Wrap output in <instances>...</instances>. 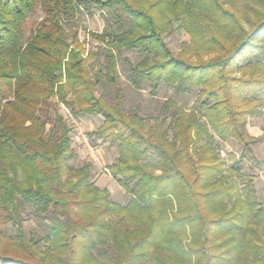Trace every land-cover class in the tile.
Returning a JSON list of instances; mask_svg holds the SVG:
<instances>
[{
  "label": "trees",
  "instance_id": "16d2710c",
  "mask_svg": "<svg viewBox=\"0 0 264 264\" xmlns=\"http://www.w3.org/2000/svg\"><path fill=\"white\" fill-rule=\"evenodd\" d=\"M35 8L0 0V264H264L254 179L239 186L214 145L250 153L261 140L245 119L264 107V0H41L25 37ZM94 11L110 22L86 51L66 26ZM175 31L187 38L173 52L164 37ZM123 49L141 56L123 59L134 90L198 87L191 107L166 102L169 122L126 110ZM59 105L66 117H101L93 134L116 144L109 169L124 204L95 185L90 162L71 165Z\"/></svg>",
  "mask_w": 264,
  "mask_h": 264
},
{
  "label": "rangeland",
  "instance_id": "374dc122",
  "mask_svg": "<svg viewBox=\"0 0 264 264\" xmlns=\"http://www.w3.org/2000/svg\"><path fill=\"white\" fill-rule=\"evenodd\" d=\"M41 0H36L35 12L30 15L24 23V36H29L35 27L44 17V13L40 8ZM98 11L90 16L84 12L80 13L72 22V25H67L66 29H75L77 36L86 51L91 50L96 46H102L96 41L91 33H100L105 30L107 23L106 19L110 17L108 14L102 15ZM247 28V25H245ZM187 36L179 31L168 34L164 37V42L173 52H175L181 43L186 40ZM126 58L131 63L139 61L141 56L132 50L123 49L121 55L118 56L117 69L120 74V84L123 88L124 100L123 105L126 110L136 109L141 117L152 115L157 118L166 117L169 122V111L165 109L166 102H172L175 105L189 109L196 97L198 87L193 88L190 93L176 94L170 87L164 83H160L158 89L151 94L150 86L144 82L142 89L136 91L130 85L127 79V67L124 62ZM102 62V56H98L89 62V67L95 70ZM102 91L100 88L98 92ZM264 100V97H263ZM59 113L64 117L65 121L71 128V147L74 150L75 157L71 162L74 167L80 166L83 162L91 163L92 180L99 188L109 190V198L112 201L124 204L128 199L127 195L116 184L111 176L109 165L115 161L118 155L116 144L109 143L101 137L95 136L94 130L101 124V117L79 114L77 116L66 117L67 111L63 105H59ZM245 130L253 137H260L258 143H249L250 153L244 152L242 146L235 141L229 140L221 142L214 136L215 149L219 154V158L224 161V168L233 167L239 169V174L232 172V179L242 186L249 178H253L251 186L254 188V196L258 205L264 209V107L261 114L257 117H247L245 119ZM24 228L30 231L33 227V221L30 218L24 220ZM8 232H13L14 228L11 224L3 225ZM262 231V240H264V222L259 227Z\"/></svg>",
  "mask_w": 264,
  "mask_h": 264
},
{
  "label": "crops",
  "instance_id": "0c3cea01",
  "mask_svg": "<svg viewBox=\"0 0 264 264\" xmlns=\"http://www.w3.org/2000/svg\"><path fill=\"white\" fill-rule=\"evenodd\" d=\"M109 191V190H108Z\"/></svg>",
  "mask_w": 264,
  "mask_h": 264
}]
</instances>
